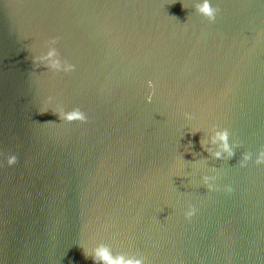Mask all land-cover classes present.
Masks as SVG:
<instances>
[{"label":"water","instance_id":"95a60500","mask_svg":"<svg viewBox=\"0 0 264 264\" xmlns=\"http://www.w3.org/2000/svg\"><path fill=\"white\" fill-rule=\"evenodd\" d=\"M197 2L0 0V151L18 157L0 167V264H94L81 245L99 241L148 264H264V165L238 164L264 145V0H212L211 23ZM52 37L74 71L34 64ZM212 124L233 157L201 147Z\"/></svg>","mask_w":264,"mask_h":264},{"label":"clouds","instance_id":"9594fccd","mask_svg":"<svg viewBox=\"0 0 264 264\" xmlns=\"http://www.w3.org/2000/svg\"><path fill=\"white\" fill-rule=\"evenodd\" d=\"M195 7L196 11L210 23L216 20L219 9L213 5L212 0H198ZM58 41L59 37H52L46 40L43 49L39 54L33 57V62L37 67L43 65L47 70L53 73L72 72L75 70L76 65L62 57L57 47ZM146 85L149 89L146 99L148 102H151L155 94L156 85L152 79H148ZM53 100L54 98L52 96L47 97L46 101H44L45 106L40 111L46 112ZM51 109L58 114L59 119L63 122L87 123L89 119L86 112L80 107L66 109L62 104H56L55 107ZM184 115L186 119H192L190 113H185ZM208 129L209 135L207 139L202 138L200 143L201 147L214 159H229L236 154V149L243 147L240 140L232 137L228 128H222L216 124H212ZM199 131V129H196L193 134ZM5 160L8 166H13L17 163L18 157L15 153L5 154L4 151H0V167H3ZM249 162L257 166L264 165V145H261L255 152L245 150L241 153L238 161L239 166L242 168L247 167ZM219 176V171L215 167H212L209 169L208 173L201 175L200 180L208 191H216L221 188V186L217 184ZM222 190L230 194L234 191V188L231 184H225ZM197 212L198 208L196 205L188 204L187 208L183 210V216L186 220L190 221ZM81 247L86 257L91 256L94 264H148L147 257L143 254L132 251L114 252L112 247L103 241L96 242L91 248L85 247L84 245H81Z\"/></svg>","mask_w":264,"mask_h":264}]
</instances>
